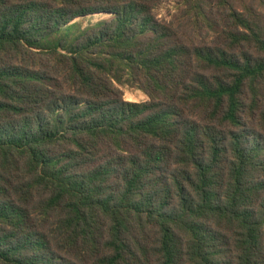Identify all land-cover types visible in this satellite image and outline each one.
Listing matches in <instances>:
<instances>
[{"label":"trees","instance_id":"obj_1","mask_svg":"<svg viewBox=\"0 0 264 264\" xmlns=\"http://www.w3.org/2000/svg\"><path fill=\"white\" fill-rule=\"evenodd\" d=\"M164 2L0 0V264H264V0Z\"/></svg>","mask_w":264,"mask_h":264},{"label":"rangeland","instance_id":"obj_2","mask_svg":"<svg viewBox=\"0 0 264 264\" xmlns=\"http://www.w3.org/2000/svg\"><path fill=\"white\" fill-rule=\"evenodd\" d=\"M176 3H177V0H165L161 8L160 18L171 19V16L175 14ZM107 17L108 15H98V16L86 18L83 20V22H84V25L86 26L88 24L97 22L98 20L102 18H107ZM122 90L124 94V99L127 102L142 103V102H147L149 100L148 96L145 95L139 89L126 86V87H123ZM260 124L263 125L262 128L264 130V123H260Z\"/></svg>","mask_w":264,"mask_h":264}]
</instances>
